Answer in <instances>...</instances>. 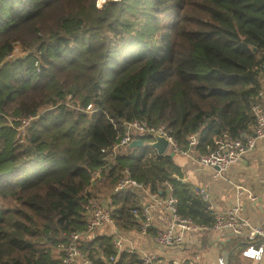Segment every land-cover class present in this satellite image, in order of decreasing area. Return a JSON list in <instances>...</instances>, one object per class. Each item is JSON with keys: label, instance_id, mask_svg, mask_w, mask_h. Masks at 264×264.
<instances>
[{"label": "trees", "instance_id": "trees-1", "mask_svg": "<svg viewBox=\"0 0 264 264\" xmlns=\"http://www.w3.org/2000/svg\"><path fill=\"white\" fill-rule=\"evenodd\" d=\"M256 103L264 0H0V264H59L61 245L87 229V205L107 192L114 225L140 231L134 210L148 193L167 198V181L178 214L212 230L214 212L184 180L178 154L159 155L152 134L116 148L124 123L165 127L185 151L197 134L199 155L225 133L251 134ZM127 175L144 190L114 192ZM90 236L81 247L89 264H145L113 236ZM232 236L230 264H240L249 242Z\"/></svg>", "mask_w": 264, "mask_h": 264}, {"label": "built area", "instance_id": "built-area-1", "mask_svg": "<svg viewBox=\"0 0 264 264\" xmlns=\"http://www.w3.org/2000/svg\"><path fill=\"white\" fill-rule=\"evenodd\" d=\"M20 53L16 49L15 53L11 54L8 59H14ZM91 108V105L88 109ZM256 124L251 134H243L239 138H235L229 134H223L215 141V149L209 153L200 154L197 158V163L201 168L214 169V177L222 176L223 172L230 169L241 161L245 154L252 151L257 141L264 139V106L261 103H256L252 107ZM33 118H23L21 120V126L19 131L23 134L26 132V127L30 124ZM125 134L121 138L118 147H123L130 144L133 141V134H152L153 136H162L169 140L167 153H173L178 155H191L194 152L195 146L199 143V137L197 134H193L189 137L190 149L182 150L177 141L170 136L165 127L155 128L151 126L145 120H134L124 123ZM95 176H99L96 173ZM165 185L170 190V194L167 198L163 199L156 193H148L149 204L140 213L134 210L136 218L142 220V233L147 234L149 229L153 226V209H163L170 215L169 223L160 230L155 236L154 241L157 245L164 248L180 247L185 244V237L188 233L194 231H204L208 227L197 224L191 218H185L178 214V200L173 195V187L170 182H166ZM129 187H133L139 191L144 190L143 184L132 179L127 175L118 185L115 187L114 192L125 191ZM195 193L202 197L207 202L208 208L214 212L215 224L213 230L216 232L230 233L236 237L245 238L249 242V246L242 253L243 257L256 261L257 264H264L262 260L264 258V223L260 225H254L248 216L244 214L243 198L247 197L252 202H256L258 199L255 195L249 192L243 187H238L236 192V200L234 204L229 206L223 211H217L215 204L211 197L210 191L200 186L195 189ZM112 204V198L110 196H102L101 198L92 199L87 205V212L89 216V222L87 229L84 232L74 233L70 237V244L66 247L61 245V248L67 249V255L61 260L59 264H89L90 261L83 256L81 247L82 241L85 237H89L97 230L103 228L106 225H114L112 219V213L109 209V205ZM113 243L115 247L122 251L123 240L113 235ZM145 264H153L157 258L155 256H146L142 258ZM193 264H201L195 262ZM220 264H225L224 261H220Z\"/></svg>", "mask_w": 264, "mask_h": 264}, {"label": "crops", "instance_id": "crops-1", "mask_svg": "<svg viewBox=\"0 0 264 264\" xmlns=\"http://www.w3.org/2000/svg\"><path fill=\"white\" fill-rule=\"evenodd\" d=\"M200 155V154H199ZM197 153L179 155L177 163L182 167L184 180L195 187L204 186L211 194L217 211H223L236 200L238 187H243L258 199L252 202L247 197L243 198L244 214L254 225L264 223V139L257 141L255 148L249 151L239 163L223 172L222 176L214 177V169L201 168L197 163ZM111 192L104 196H110ZM146 195V194H145ZM147 206L149 198L146 195ZM153 226L150 233L142 231H121L115 225H106L97 230L99 235L116 233L123 240V248L130 253H137L140 258L155 256L157 263L179 264L189 260L190 264H230L232 252L228 249V242L232 239L230 233L212 230L194 231L185 237V244L180 247L164 248L157 245L154 236L170 221V215L165 210L153 209ZM91 237V236H89ZM123 249V250H124ZM246 250V249H245ZM243 250L242 253L245 251ZM239 256L240 264H257L256 261ZM264 263V258L262 260Z\"/></svg>", "mask_w": 264, "mask_h": 264}, {"label": "water", "instance_id": "water-1", "mask_svg": "<svg viewBox=\"0 0 264 264\" xmlns=\"http://www.w3.org/2000/svg\"><path fill=\"white\" fill-rule=\"evenodd\" d=\"M110 1H118V0H110ZM105 5H107V3H105L103 6H105ZM103 6H98V7L102 8ZM153 138H154L153 141L149 142L148 144L150 146H152L157 151V153L159 155H165L167 153L169 140L165 137H162V136H154ZM143 145H144L143 140L134 139L133 141L130 142L129 147L130 148H137V147H142Z\"/></svg>", "mask_w": 264, "mask_h": 264}, {"label": "rangeland", "instance_id": "rangeland-1", "mask_svg": "<svg viewBox=\"0 0 264 264\" xmlns=\"http://www.w3.org/2000/svg\"><path fill=\"white\" fill-rule=\"evenodd\" d=\"M97 1V6H101L100 3H99V0H96ZM110 1L107 2V4L109 3ZM176 161H179L180 160V156L179 155H176ZM110 194V192H109Z\"/></svg>", "mask_w": 264, "mask_h": 264}]
</instances>
